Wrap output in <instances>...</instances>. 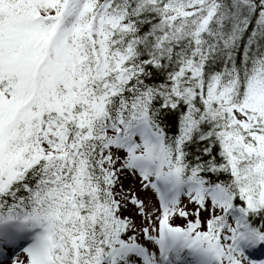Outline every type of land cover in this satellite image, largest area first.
I'll return each mask as SVG.
<instances>
[{
	"label": "snow or ice",
	"instance_id": "snow-or-ice-1",
	"mask_svg": "<svg viewBox=\"0 0 264 264\" xmlns=\"http://www.w3.org/2000/svg\"><path fill=\"white\" fill-rule=\"evenodd\" d=\"M0 264H264V0H0Z\"/></svg>",
	"mask_w": 264,
	"mask_h": 264
},
{
	"label": "rangeland",
	"instance_id": "rangeland-1",
	"mask_svg": "<svg viewBox=\"0 0 264 264\" xmlns=\"http://www.w3.org/2000/svg\"><path fill=\"white\" fill-rule=\"evenodd\" d=\"M127 183H131V181H128Z\"/></svg>",
	"mask_w": 264,
	"mask_h": 264
}]
</instances>
